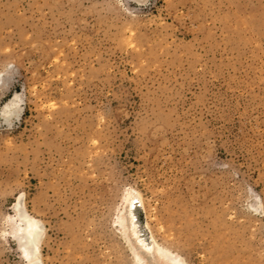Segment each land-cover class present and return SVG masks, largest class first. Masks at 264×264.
I'll use <instances>...</instances> for the list:
<instances>
[{
    "label": "rangeland",
    "instance_id": "374dc122",
    "mask_svg": "<svg viewBox=\"0 0 264 264\" xmlns=\"http://www.w3.org/2000/svg\"><path fill=\"white\" fill-rule=\"evenodd\" d=\"M16 93L0 264H29L20 196L42 264H138L133 191L179 264H264V0H0V111Z\"/></svg>",
    "mask_w": 264,
    "mask_h": 264
},
{
    "label": "bare ground",
    "instance_id": "6f19581e",
    "mask_svg": "<svg viewBox=\"0 0 264 264\" xmlns=\"http://www.w3.org/2000/svg\"><path fill=\"white\" fill-rule=\"evenodd\" d=\"M18 101L19 94L16 93L2 106L0 114L6 120L20 114ZM14 208L16 219H11V232L18 250L29 264H42L40 244L45 233L43 225L27 213L21 196ZM122 211L121 224L125 229V241L130 243L138 264H179L180 256L160 244L154 237L142 197L137 191L127 196Z\"/></svg>",
    "mask_w": 264,
    "mask_h": 264
}]
</instances>
